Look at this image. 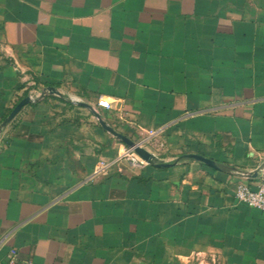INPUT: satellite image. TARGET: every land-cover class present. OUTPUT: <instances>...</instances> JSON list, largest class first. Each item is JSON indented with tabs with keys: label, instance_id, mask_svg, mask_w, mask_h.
Instances as JSON below:
<instances>
[{
	"label": "crops",
	"instance_id": "1",
	"mask_svg": "<svg viewBox=\"0 0 264 264\" xmlns=\"http://www.w3.org/2000/svg\"><path fill=\"white\" fill-rule=\"evenodd\" d=\"M262 166L264 0H0V264H264Z\"/></svg>",
	"mask_w": 264,
	"mask_h": 264
},
{
	"label": "water",
	"instance_id": "2",
	"mask_svg": "<svg viewBox=\"0 0 264 264\" xmlns=\"http://www.w3.org/2000/svg\"><path fill=\"white\" fill-rule=\"evenodd\" d=\"M46 91L49 93L57 94L60 96V93L53 87L49 86L46 88ZM31 100L30 96H25L22 99H20L14 107L11 109L9 114L4 118L2 124L5 125L8 123L16 114L17 112L21 109L22 106L27 104ZM78 104L87 106L92 109L94 112L95 116L98 119L99 124L104 128L106 131H108L110 134L115 136L117 139L121 140L125 145H127L140 159H142L145 163L154 165L157 167H168L171 164L169 162H164L163 160L158 159L152 152L148 151L146 148H144L140 143H137L130 139L129 137L125 136L124 134L116 131L113 127H111L107 122L101 117V115L94 110L93 107L84 104L82 102H77ZM190 158H194L197 160H200L202 162H205L206 164L213 165L212 160L199 155V154H188L187 155Z\"/></svg>",
	"mask_w": 264,
	"mask_h": 264
},
{
	"label": "built area",
	"instance_id": "3",
	"mask_svg": "<svg viewBox=\"0 0 264 264\" xmlns=\"http://www.w3.org/2000/svg\"><path fill=\"white\" fill-rule=\"evenodd\" d=\"M34 95L35 94H30L29 96L30 98H34ZM93 108L95 111H97V108L110 109L111 102L107 98L99 96L96 101V106ZM125 156L134 164L145 163L137 155L136 157H132L129 153H126ZM101 164H103V162H101ZM234 195L238 200L243 201L250 207L259 209L264 214V166L260 168V178L255 186L252 187L247 184H239L235 189ZM15 253L16 251L14 249H11L9 252L8 258L10 264H16Z\"/></svg>",
	"mask_w": 264,
	"mask_h": 264
},
{
	"label": "rangeland",
	"instance_id": "4",
	"mask_svg": "<svg viewBox=\"0 0 264 264\" xmlns=\"http://www.w3.org/2000/svg\"><path fill=\"white\" fill-rule=\"evenodd\" d=\"M123 144V143H122ZM123 146H125L124 148V150L122 151V153H121V156L123 157V158H125V159H127L126 158V153H129L132 157H136V154L132 151V150H130V148L128 147V146H126V145H123ZM130 162H132L131 160H129Z\"/></svg>",
	"mask_w": 264,
	"mask_h": 264
},
{
	"label": "trees",
	"instance_id": "5",
	"mask_svg": "<svg viewBox=\"0 0 264 264\" xmlns=\"http://www.w3.org/2000/svg\"><path fill=\"white\" fill-rule=\"evenodd\" d=\"M25 95H27V93Z\"/></svg>",
	"mask_w": 264,
	"mask_h": 264
}]
</instances>
